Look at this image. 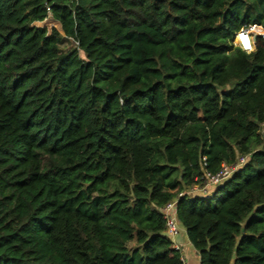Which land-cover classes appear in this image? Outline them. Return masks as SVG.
<instances>
[{"label": "trees", "instance_id": "obj_1", "mask_svg": "<svg viewBox=\"0 0 264 264\" xmlns=\"http://www.w3.org/2000/svg\"><path fill=\"white\" fill-rule=\"evenodd\" d=\"M249 26L264 0H0V264H184L162 208L243 156L177 215L200 264H264Z\"/></svg>", "mask_w": 264, "mask_h": 264}, {"label": "built area", "instance_id": "obj_2", "mask_svg": "<svg viewBox=\"0 0 264 264\" xmlns=\"http://www.w3.org/2000/svg\"><path fill=\"white\" fill-rule=\"evenodd\" d=\"M254 27L257 26H249L243 28L236 34L234 45L236 47L241 48L243 51L247 53H252L256 49L255 37L261 36L264 38V28H261V31L258 32L254 30ZM245 38L247 40L248 47L245 46ZM247 162V157H240L236 164H223L221 169L217 173H212L207 170H204L203 175L200 177L199 181L179 193V195L170 203L165 205L162 208L161 212L163 213L164 219L166 220V232L165 235L170 239H176L181 234V225L178 220L177 215V204L179 199L182 197H194V196H211L216 188L230 179L238 170L243 167ZM173 248L180 252V246L173 244ZM181 253V252H180ZM183 263L185 264V260L182 256Z\"/></svg>", "mask_w": 264, "mask_h": 264}, {"label": "crops", "instance_id": "obj_3", "mask_svg": "<svg viewBox=\"0 0 264 264\" xmlns=\"http://www.w3.org/2000/svg\"><path fill=\"white\" fill-rule=\"evenodd\" d=\"M174 246H180V252L185 264H200V257L196 249L190 243L185 228H181V234L176 239H171Z\"/></svg>", "mask_w": 264, "mask_h": 264}, {"label": "rangeland", "instance_id": "obj_4", "mask_svg": "<svg viewBox=\"0 0 264 264\" xmlns=\"http://www.w3.org/2000/svg\"><path fill=\"white\" fill-rule=\"evenodd\" d=\"M45 21H46V23L43 26H40V27L41 28L46 27L48 29L49 33L52 31L53 28L61 30V25L58 26L56 24V21L53 19V17L51 15H49V17ZM35 26H37V25H35ZM254 30H255V27H254ZM256 31H258V30H256ZM260 31H261V28H260ZM260 31H258V32H260ZM64 46L67 47L68 43H64Z\"/></svg>", "mask_w": 264, "mask_h": 264}, {"label": "bare ground", "instance_id": "obj_5", "mask_svg": "<svg viewBox=\"0 0 264 264\" xmlns=\"http://www.w3.org/2000/svg\"><path fill=\"white\" fill-rule=\"evenodd\" d=\"M46 23V21H44L43 23H38L37 26L40 27V26H43L44 24ZM56 24L59 26L60 24L56 21Z\"/></svg>", "mask_w": 264, "mask_h": 264}, {"label": "snow or ice", "instance_id": "obj_6", "mask_svg": "<svg viewBox=\"0 0 264 264\" xmlns=\"http://www.w3.org/2000/svg\"><path fill=\"white\" fill-rule=\"evenodd\" d=\"M245 46L246 47H248L249 45L247 44V40H246V38H245Z\"/></svg>", "mask_w": 264, "mask_h": 264}, {"label": "water", "instance_id": "obj_7", "mask_svg": "<svg viewBox=\"0 0 264 264\" xmlns=\"http://www.w3.org/2000/svg\"><path fill=\"white\" fill-rule=\"evenodd\" d=\"M257 36L255 37V42H256Z\"/></svg>", "mask_w": 264, "mask_h": 264}]
</instances>
